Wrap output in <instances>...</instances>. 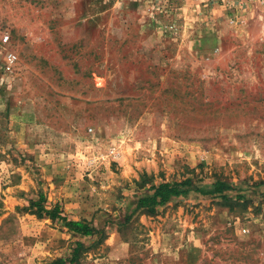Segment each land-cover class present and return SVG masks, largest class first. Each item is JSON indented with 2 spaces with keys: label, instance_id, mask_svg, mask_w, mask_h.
Here are the masks:
<instances>
[{
  "label": "rangeland",
  "instance_id": "1",
  "mask_svg": "<svg viewBox=\"0 0 264 264\" xmlns=\"http://www.w3.org/2000/svg\"><path fill=\"white\" fill-rule=\"evenodd\" d=\"M0 29V264H264L262 2L0 0ZM185 177L229 190L136 208Z\"/></svg>",
  "mask_w": 264,
  "mask_h": 264
},
{
  "label": "trees",
  "instance_id": "2",
  "mask_svg": "<svg viewBox=\"0 0 264 264\" xmlns=\"http://www.w3.org/2000/svg\"><path fill=\"white\" fill-rule=\"evenodd\" d=\"M211 190H205L204 186L195 184L191 177H185L179 182H165L153 184L147 189V194L141 196L136 203L137 209H145L150 214L155 212L157 206H161L169 202L173 198L185 197L190 193L209 194L216 197H226L224 192L229 190V186L221 181H216L211 185ZM26 212L35 215L40 219H49L52 222H59L63 227L72 233L88 238L94 235L95 229L88 224L80 221L69 219L58 205L53 207L46 206V199L40 195L35 200H30L25 208ZM82 247L80 242H76L75 248L72 250L71 261H76L77 254Z\"/></svg>",
  "mask_w": 264,
  "mask_h": 264
},
{
  "label": "built area",
  "instance_id": "3",
  "mask_svg": "<svg viewBox=\"0 0 264 264\" xmlns=\"http://www.w3.org/2000/svg\"><path fill=\"white\" fill-rule=\"evenodd\" d=\"M253 1V0H248ZM264 4V0H259ZM10 36L7 32L2 31L0 29V50L1 54L3 55L4 62L8 66V68L12 67L16 61L17 57L15 53L10 49Z\"/></svg>",
  "mask_w": 264,
  "mask_h": 264
}]
</instances>
